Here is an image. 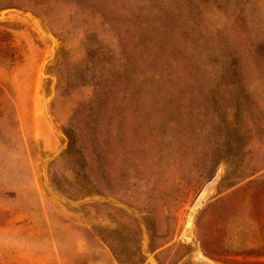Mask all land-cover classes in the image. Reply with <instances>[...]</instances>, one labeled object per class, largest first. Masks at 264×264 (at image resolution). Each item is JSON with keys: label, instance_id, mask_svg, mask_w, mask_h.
Returning a JSON list of instances; mask_svg holds the SVG:
<instances>
[{"label": "rangeland", "instance_id": "rangeland-1", "mask_svg": "<svg viewBox=\"0 0 264 264\" xmlns=\"http://www.w3.org/2000/svg\"><path fill=\"white\" fill-rule=\"evenodd\" d=\"M0 264H264V0H0Z\"/></svg>", "mask_w": 264, "mask_h": 264}]
</instances>
